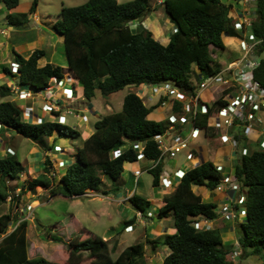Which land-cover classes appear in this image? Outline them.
Returning a JSON list of instances; mask_svg holds the SVG:
<instances>
[{"label": "trees", "instance_id": "1", "mask_svg": "<svg viewBox=\"0 0 264 264\" xmlns=\"http://www.w3.org/2000/svg\"><path fill=\"white\" fill-rule=\"evenodd\" d=\"M241 0H163L154 9L161 7L175 30L169 34L166 45L160 44L152 33L134 22L152 11L150 0H87L75 7H63L52 29L63 37L64 54L68 70L81 84L82 97L90 103L95 93L103 97L117 93L126 87L159 85L170 83L186 94H194L200 76H210L218 72L213 66V50H223V36L232 23L229 17L231 5L228 2ZM7 10L18 6L19 0H0ZM38 0H32L28 13L8 14L10 26L21 27L29 14L36 10ZM254 19L250 20V32L260 41L256 54L264 51V0H255ZM136 22V23H137ZM46 51L34 50L27 58L12 50V62L18 65V74H10V69L2 66L1 73L17 79L24 89L43 90L50 79L61 80L64 69L46 63L39 65ZM253 79L264 88V58L253 71ZM76 86V85H75ZM9 88L0 85V123L10 133L38 142L53 133L59 137L77 139L80 132L67 125L42 121H25L22 111L10 100ZM178 105V103H176ZM212 105H222L218 100ZM179 106V105H178ZM154 107H147L135 93H127L122 100L121 111L103 115L93 124V133L87 137L76 153V160L69 164L59 180L54 183L49 176L50 161H43L42 173L27 178L15 187L17 201L28 192L41 188L50 197L61 195L66 198L80 197L97 191L102 184L101 176L116 183L126 164L137 163V150L133 147L143 143L142 154L146 161L156 160L159 151L154 136L162 132V124L150 120ZM178 111V107L174 109ZM207 116L199 115L194 125L205 128ZM2 133H0L1 135ZM12 136V135H10ZM42 146L44 152L49 149ZM118 152L117 155H114ZM14 156L0 157V204H11L9 181H15L25 173L26 167ZM152 186L158 187L161 168L149 171ZM233 177L245 189L246 220L240 227L238 244L242 250L250 248V255L260 258L264 264V151L255 150L238 158ZM221 177L212 163L206 162L185 172L173 192L163 196V206L158 209L157 219L172 216L175 232L166 234L162 240L145 238L144 243L125 248L115 260L110 258L117 244L110 248L107 240L99 236L86 239L76 237L69 241L68 264H80L81 254L87 252L88 264H147L144 247L153 251L166 247L169 252L161 264H226L227 252L222 248L220 234L216 230L194 228L199 219L213 221L217 218L215 206L205 203L193 191V186L216 188ZM115 186L103 194L116 195ZM141 216L149 213L150 202L136 195L128 198ZM149 219V218H147ZM134 219L125 222L132 226ZM14 221L10 213L0 215V264H53L42 257L30 259L26 230L29 220L21 219L8 232ZM229 259V258H228Z\"/></svg>", "mask_w": 264, "mask_h": 264}, {"label": "rangeland", "instance_id": "2", "mask_svg": "<svg viewBox=\"0 0 264 264\" xmlns=\"http://www.w3.org/2000/svg\"><path fill=\"white\" fill-rule=\"evenodd\" d=\"M116 1L122 3L130 0ZM161 2L162 0H150V6L153 7L154 4L158 6ZM30 5L31 0H20L16 12L19 14L28 13ZM37 8L42 21L45 20L43 17L44 15L50 16V19L53 20L57 16L59 9L58 5L49 3L48 0H39ZM153 11L156 12H154L151 17L150 23L148 22L149 19L142 20L144 22V28L153 32L154 35L152 36H155L157 40L166 38V35L163 36V32L167 31V34H170L172 32V25L168 22L161 7H158L157 10L153 7ZM5 13L6 9L1 6L0 24L5 23V21L7 22ZM147 16H149V14H147ZM136 22H134V28H136V25H140L139 22ZM26 24H28L27 27L21 28L8 25L6 29L7 32L5 33L6 35L0 36V85L4 84L7 86L13 81L12 76L10 75L11 71L9 75H2L1 73L2 66L10 68L12 50L14 49V51L21 56L26 55V50H28L26 45L32 42L30 39L40 36L45 39L50 35L49 26L45 24L36 26L29 20ZM1 29L2 28H0V34H2ZM6 37L10 39V42L8 43L12 46V48H10L8 44H5L7 41ZM54 47L55 52L54 55L51 56V59L57 66L64 69L65 76L67 62L64 55V47L63 45H57V47L55 45ZM215 54H218V52ZM49 55L50 54H47V56L44 57L40 63L42 64L43 62L48 61L50 58ZM53 82L54 81L50 79L49 83L52 84ZM76 88L78 89L76 100H80L70 102L69 104L67 102L63 103V106L72 114H65L61 119V122L79 131V138L71 139L68 137H59L57 133L54 132L51 137L42 138V145L40 146L38 142H32L31 140L25 139L21 136L6 137L2 131V134L0 135V154H4L6 147L12 148L14 152L13 158L23 167L28 166L31 168L34 176H38L43 170V163L41 159L47 157V154H50L52 161H56V159L62 160L66 163V165L73 163L76 160L78 148L81 147L84 139L90 136L89 133H93L94 121L98 120L103 115L120 112L122 99L127 93H135L148 106L155 102V99L151 100V103L146 100L148 92L146 94L147 96L145 95L143 99V94L145 92V88L147 87L131 86L107 97H103L99 92H96L94 98L91 100L92 105L95 108V110L92 111L87 108L89 106L87 105L88 102H86L82 97L81 85L76 84ZM56 97H59V95H56ZM6 100L12 101L21 111H24L26 106H31L37 116L41 115L39 109L40 100H22L13 96L6 98ZM202 100L208 102L210 101L205 97H202ZM167 115L168 112L166 111H163L162 115H157V113L153 110L152 114H150V118L162 124L164 127L167 124ZM79 119H84L85 122L79 121ZM47 120H49V118H47ZM253 128L255 130L254 122ZM52 143L59 145L63 149V152L61 154L46 153L43 151L44 149H41L42 146L52 149L50 146ZM138 149H141V145ZM139 150H137V152ZM178 160L181 162L182 158L179 157ZM143 161L134 164H126L124 166L123 173L120 175L116 183H113L105 176H101L102 184L99 186L97 191L91 192L93 195L91 197L80 196L75 198H66L61 195L50 197L47 191L36 189L35 192H31L33 195L30 193L25 194L23 196V201L20 202L17 201L16 196L18 191H15V187L19 186V181L22 179L20 175L15 181L8 182L9 191L11 189L9 194L13 199L10 207H6L5 203L0 204V215L3 213H10L14 219L8 228V232H10L21 219L24 218L29 220L30 227L27 229L26 238L28 244V257L30 259L42 257L53 264H68L70 252L67 250L66 246L70 240L76 237H80V239L83 240L88 237L99 236L107 240L110 248L112 245L117 244L116 250L110 254V258L115 260L119 253H121L125 248L137 243H144L146 233L156 236L158 235L157 231L159 232V227H157L159 222L157 219L159 208L156 207V204H151V208H149L152 213V218L146 219L144 216H140L138 214L139 212H137L134 208L125 203L121 204L118 202V197H115L112 194H103L115 185L119 187L121 196H123L126 192L131 191L132 194L135 193L149 202L150 200H160L161 196H159V192L163 188L158 186L159 188L157 189V187L152 186V176L149 172L146 171L141 174L137 185H135V182L130 175L134 169H141L147 165V162ZM63 170L64 169L61 171ZM27 178H30V176L28 175ZM51 179L54 183L56 182V179ZM125 217L127 221L134 218L136 219V222L133 224V231L131 232L123 231L125 224L123 221ZM169 217H167V219H169L168 221L172 219L171 215ZM146 225L148 226L146 227ZM166 225H170V223H167ZM158 251L159 253L164 254L162 248L153 251L147 245L144 247V257L147 264H158L159 260L153 256V253L156 254ZM83 253V255L81 254L83 261L80 264H88L86 261V255L88 253ZM234 264H238L237 260Z\"/></svg>", "mask_w": 264, "mask_h": 264}, {"label": "built area", "instance_id": "3", "mask_svg": "<svg viewBox=\"0 0 264 264\" xmlns=\"http://www.w3.org/2000/svg\"><path fill=\"white\" fill-rule=\"evenodd\" d=\"M241 4L246 8L249 4L255 5V0H241ZM235 25L238 28L244 25L250 27V21L237 22ZM174 31L172 28V32ZM259 43L260 41L251 34L247 40L240 43L242 50L240 57L227 62L213 75L200 76V82L194 94H186L170 83L145 85L157 99L159 97L156 106H167L168 115L166 118V126L163 127L161 133L154 136V142L159 151L158 158L156 160L146 161L142 154L143 148L138 151V162L144 160L143 162H147V165L141 169H134L132 171L131 177L135 185H137L138 179L143 172L152 171L160 166L164 160L177 158L183 151H187V159H196L194 155L196 147L192 141L200 135L206 134L205 128H199L194 125L199 115L207 116L206 127L209 132L210 130L215 131V135L218 136L221 143L229 144L234 150L238 151L239 158L250 153L246 147H240V142H245L246 138L254 131L253 122L256 115L261 108H264V88L253 79V71L258 66L260 59L264 58V51L261 55L256 54V47ZM17 69V64H11V73L13 75L18 74ZM53 81L52 84L49 83L46 88L38 91L31 88H21L17 82L9 84L10 96L29 101L40 100L39 109L41 115L37 116L31 106H26L23 111V117L25 119H29L32 123H40L43 119L49 118L46 121H55L63 124L61 119L64 115L72 114L63 106L64 102L70 103L75 100V88L72 85L71 79ZM208 90H211L213 94L214 100L212 102L204 101L200 96L202 92ZM56 95H59V97H56ZM151 99L152 97L146 98L148 102H151ZM218 100L222 105H212ZM176 107H178L177 112L174 110ZM43 114L47 117L44 118ZM4 129L5 127L0 123V133ZM260 132H264V127L260 129ZM10 135L8 133V136ZM258 149L264 151V141L259 143ZM53 152L61 153V147L55 145ZM5 153L7 155H13L14 152L12 149L6 148ZM115 154H118V152H115ZM47 156L51 163L49 175L54 178L58 177L59 173L56 169L64 168V162L61 160L52 161L50 154H47ZM195 167L197 166L193 168ZM171 173L178 181L185 174L181 169L171 170ZM170 184V177L165 173L160 174L159 186L170 188ZM215 189L218 191L231 190L237 194L235 199L238 203L245 202L242 185L231 175L221 177ZM86 196L92 195L86 194ZM147 216L149 217L150 214H147ZM206 222L208 221L203 220L204 224ZM204 224H201L199 221L194 222V228L209 230L206 229ZM131 229L128 226L125 228V231H131ZM238 256H240L239 251L229 254L231 260H234Z\"/></svg>", "mask_w": 264, "mask_h": 264}, {"label": "crops", "instance_id": "4", "mask_svg": "<svg viewBox=\"0 0 264 264\" xmlns=\"http://www.w3.org/2000/svg\"><path fill=\"white\" fill-rule=\"evenodd\" d=\"M86 1L87 0H48L49 3H53L54 5L55 4L58 5V8H59L57 16L53 20L50 19V16L44 15L43 17L45 18V20L42 21L41 16L38 12V8L36 7L35 12L33 14L28 15L27 21L29 20L32 24H35L36 26L43 25V24L49 26L50 35L47 38L44 37L45 39H43L41 36L30 39L32 42H30L28 45H26L28 50H26L27 53H26V55H23V57L27 58L34 50L43 49L46 51L45 57L47 56V54H50L49 60L45 61V62L56 66V63H54V61H52L51 56L54 55V52H55L54 46L55 45H56V47H57V45H63V37L56 34L54 32V30H52V26H53L54 22L58 19V14L63 7L79 6L83 3H85ZM19 2H20V0H19ZM31 2H32V0H31ZM228 4L231 5L229 17L232 19V23L228 26L227 33H225L223 36L224 49L223 50H216L215 49V50H213V53H212V58H213V62H214L213 66H216L218 68V70L221 69L227 62L234 60V59H236L242 55L240 43L247 40V38L250 37V35H251L249 27L244 25V26L238 28V27H236L235 24L237 22H243L246 20L250 21V20L254 19V17H255L254 16L255 5L249 4L246 8H244V5H242L241 2L230 1V2H228ZM1 6L4 7L2 4H0V7ZM155 6L156 5L154 4L153 7H155ZM17 7L13 8L11 10H7L4 7L6 9L5 17L8 14H19L16 12ZM153 7H151L152 11H150L148 13L149 16L146 15V17H144L142 20H148L149 19L148 22L150 23L151 17L153 16L154 12H156V11H153ZM162 11H163V9H162ZM26 22L21 27H27L28 24H26ZM143 24H144V22L142 21L140 25H142V27H145ZM8 25L9 24L6 21H5V23L0 24V28H2L1 29L2 34H0V36L6 35L5 33L7 32L6 29H7ZM140 25H138V26H140ZM21 27H19V28H21ZM151 33H152V35H154L153 32H151ZM163 36H165L166 38H162V39L157 40V38L155 36H153V37L160 44L166 45L169 41V34H167V31L163 32ZM8 42H10L9 38H7V41L5 44H8L10 46V48H12V46ZM51 50H52V52H51ZM216 52H218V54H215ZM41 60H43V58ZM40 61L38 62L40 66H43L46 64L45 62H43L41 64ZM11 62H12V60H11ZM2 75H5V74L2 73ZM78 85H79V83H78ZM142 86H144V85H140L138 87H142ZM144 87H147V86H144ZM147 92H148V97L152 96L151 100L155 99V102L152 103L150 106L146 105L145 102H143L144 105L147 107H154L153 110H154V112L157 113V115H162L163 111L167 112L168 108L166 105L163 107H160L159 105L156 106L157 102H158L157 100H159V97L157 99V97L151 93V91L148 87L145 88V92H144L143 96H145L147 94ZM200 96H201V98L205 97V98L209 99L210 100L209 102H212L214 100L213 94L211 93V91L202 92L200 94ZM87 105H89L87 107L88 109H90L92 111L95 110L94 106L92 105V101L90 104L87 103ZM150 114H152V112ZM150 114H149L148 118L150 120H152L150 118ZM43 117H45V114H43ZM153 121H155V120H153ZM155 122H157V121H155ZM254 125H255V130L252 131L251 134L247 137L248 139L246 138L245 142H240V147H246V149H248L250 152L258 150L259 143L261 141H264V132L263 133L260 132L261 127H264V108H261L259 110V112L257 113L256 118L254 120ZM2 131H1V133H2ZM8 133L14 137H19L18 134L13 135V133H10L7 130H5L3 132L4 136H6V137H8ZM91 134H92V132L89 133V135H91ZM192 143H194V145L196 147V150L194 152L196 159H194V160L187 159L186 158L187 151H183L182 153H180L177 156V158H175L173 160H169V159L164 160L160 164L161 174L165 173L170 177V180H171L170 185L171 186H170V188L161 187V188H163L161 191L159 190L160 191L159 196H161V199L156 200V201L150 200V208H151V204H156L157 208H160L161 206H163V200H162L163 196L173 192V190L175 189V187L179 183V181L173 177L171 170L181 169L184 172H187L188 170H190L194 166H198V165H201L203 163L210 162L216 168L220 177H224L227 175L233 176L234 168H235L236 162L238 161V158H239V156L237 154L238 151L234 150L229 144L221 143L218 139V136L215 135V131L210 130V132L208 134L200 135L198 138H196L194 141H192ZM139 144L141 145V148L144 147L143 143H139ZM6 148H10V147H6ZM10 149H12V148H10ZM0 155H1L0 157H3L5 155V151H4L3 155L2 154H0ZM179 157L182 158L181 162H179V160H178ZM41 160L43 163L44 159L42 158ZM28 175L30 176V178L36 177V176H34L33 170L31 168H29L28 166H26V171H25V173L21 174L22 179L19 181V183L21 181L27 179ZM158 188L159 187H157V189ZM37 189L43 190L41 188H37ZM35 191H36V189L34 191H31V192H35ZM192 191L197 196H199L203 202L211 203L215 206L217 218L214 219L213 221H208L205 224L203 223V219H199V222H201V224H204L206 229L216 230L220 234L221 241H222V248L227 252V256H226L227 263L226 264H234L236 260H237L238 264H262V261L260 260V258L258 256L249 254L251 251L250 248L242 250L238 244V239L240 236V227L239 226L242 223H244L246 220V208L244 206V202L238 203L237 200L235 199V197H237V194H235V192H232L231 190H226V191H218L216 189L210 190L204 186H193ZM31 192H28V193L33 195ZM243 192L245 194V189L243 190ZM131 194H132V192L129 191V192H126L123 196H121V194L119 192L118 194L115 195V197L119 198L118 202H120L121 204L125 203L131 207V205L128 202V197H130ZM22 201H23V197L21 198L20 202H22ZM5 204H6V207H10L9 202H6ZM149 213H151V211ZM149 219H151V218H149ZM125 220H126V217H125L123 222H127V220L126 221ZM158 220H159L158 226H157V227H159V232L157 231L158 235L152 236L151 234L146 233L145 238L146 237L149 239H153V238L157 239L158 238L159 240H162L164 235L173 234L175 232V230L172 229L173 224L171 225L172 219H170V221H168L169 219H167V218H162V219H158ZM135 222H136V219H135ZM167 223H170V225H166ZM147 226L148 225H146V227ZM29 227H30V225L28 224L27 229H29ZM132 227L134 228V225ZM26 234H27V230H26ZM161 248L163 249L164 254L159 253V251L156 252V254L153 253V256L159 260L158 264H161L163 258L169 252V250L166 247H161ZM235 251H239L240 256L236 257L234 260H231L229 258V254H231L232 252H235Z\"/></svg>", "mask_w": 264, "mask_h": 264}, {"label": "clouds", "instance_id": "5", "mask_svg": "<svg viewBox=\"0 0 264 264\" xmlns=\"http://www.w3.org/2000/svg\"><path fill=\"white\" fill-rule=\"evenodd\" d=\"M11 64H16V63H10V71H11ZM12 74V73H11ZM13 75V74H12ZM68 78H70L71 79V81H72V85H73V87L75 88V91H74V97H75V100L73 101V102H76V101H79V100H76L77 99V93H78V89L76 88V84H78V80L76 79V77L68 70V68H67V70H65V76L63 75V78L61 79V80H56V81H65L66 79H68ZM12 82L11 83H13V82H17V79L16 78H12ZM52 80H55V79H52ZM11 83H9V84H11ZM9 84L7 85V87L9 88ZM48 85H49V83H48ZM145 86V85H144ZM138 87V86H137ZM81 91H82V88H81ZM69 104V103H68ZM63 110H65V109H63ZM85 110V109H84ZM75 113H77V112H75ZM74 113V114H75ZM22 114H23V111H22ZM23 116V115H22ZM45 117H47V116H45ZM44 117V118H45ZM85 117V116H84ZM23 119H25L24 117H23ZM47 119H43V121H46ZM25 121H29V122H31L30 120H27V119H25ZM79 121H82V122H85V120H82V119H79ZM42 122V121H41ZM48 122H50V121H48ZM51 122H55V121H51ZM32 123V122H31ZM56 123H58V122H56ZM61 124V123H60ZM63 125H66V124H63ZM52 142H53V140H52ZM59 146V145H57V144H54V143H52V145H50L51 147H52V151L50 150V151H48V152H46V153H56V152H53V147L54 146ZM60 147V146H59ZM61 150H62V152H63V149L61 148ZM61 152V153H62ZM60 153V154H61ZM6 154V153H5ZM59 154V153H58ZM137 154H138V152H137ZM7 155V154H6ZM11 156V155H10ZM47 158H48V156H47ZM49 159V158H48ZM56 161H59V160H57L56 159ZM62 161V160H61ZM64 162V161H63ZM64 165H65V167L64 168H61V169H57V171H58V173H59V175H58V177H52V176H50L51 178H54V179H56V180H59L60 179V177L62 176V174L65 172V170H66V168L69 166V165H66V163L64 162ZM50 167H51V165H50ZM62 169H64L63 171H61ZM50 170V169H49ZM180 182V181H179ZM159 186V185H158ZM18 191V190H17ZM86 194H91V192H89V193H86ZM86 194H84V195H82V196H86ZM92 195V194H91ZM133 194H131V196H132ZM93 196V195H92ZM130 196V197H131ZM88 197H91V196H88ZM129 197V198H130ZM75 198V197H74ZM9 199V198H8ZM10 200H8V202H9ZM140 216H141V214L140 213H138ZM147 214H150V216L148 217L147 216ZM146 214V217L147 218H152V214L151 213H147ZM146 218V219H147ZM28 220V219H27ZM133 226V225H132ZM132 226H130L132 229H131V231L133 230V227ZM126 227H128V226H126ZM126 227H123V231H125V228ZM131 231H125V232H131Z\"/></svg>", "mask_w": 264, "mask_h": 264}, {"label": "bare ground", "instance_id": "6", "mask_svg": "<svg viewBox=\"0 0 264 264\" xmlns=\"http://www.w3.org/2000/svg\"><path fill=\"white\" fill-rule=\"evenodd\" d=\"M139 146H140V145H137V146H135V149H136V150H139V149H138V148H139Z\"/></svg>", "mask_w": 264, "mask_h": 264}, {"label": "water", "instance_id": "7", "mask_svg": "<svg viewBox=\"0 0 264 264\" xmlns=\"http://www.w3.org/2000/svg\"><path fill=\"white\" fill-rule=\"evenodd\" d=\"M163 1V0H162ZM17 133L16 132H13V135H16ZM131 207H133L132 205H131Z\"/></svg>", "mask_w": 264, "mask_h": 264}]
</instances>
